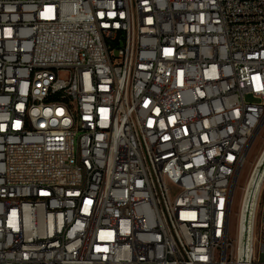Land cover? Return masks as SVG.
<instances>
[{
  "label": "built area",
  "instance_id": "2783aa9c",
  "mask_svg": "<svg viewBox=\"0 0 264 264\" xmlns=\"http://www.w3.org/2000/svg\"><path fill=\"white\" fill-rule=\"evenodd\" d=\"M263 127L264 0H0V264H264Z\"/></svg>",
  "mask_w": 264,
  "mask_h": 264
},
{
  "label": "rangeland",
  "instance_id": "374dc122",
  "mask_svg": "<svg viewBox=\"0 0 264 264\" xmlns=\"http://www.w3.org/2000/svg\"><path fill=\"white\" fill-rule=\"evenodd\" d=\"M264 152V127L260 131L247 159V163L245 168L243 169L241 176L238 181V185L236 188L234 202L232 207V215H231V229L232 236L235 239L238 233V218L241 209V203L243 198V190L248 183L249 177L256 165L258 158Z\"/></svg>",
  "mask_w": 264,
  "mask_h": 264
},
{
  "label": "bare ground",
  "instance_id": "6f19581e",
  "mask_svg": "<svg viewBox=\"0 0 264 264\" xmlns=\"http://www.w3.org/2000/svg\"><path fill=\"white\" fill-rule=\"evenodd\" d=\"M263 154H264V153H263ZM263 154L258 158L256 164H257L258 162H259V163H264V155H263Z\"/></svg>",
  "mask_w": 264,
  "mask_h": 264
}]
</instances>
